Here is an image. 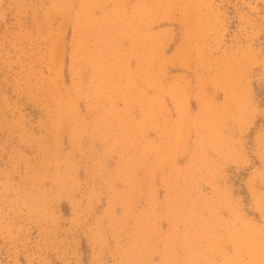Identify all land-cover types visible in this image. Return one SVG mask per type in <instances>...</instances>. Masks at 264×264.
Instances as JSON below:
<instances>
[{
  "label": "rangeland",
  "instance_id": "obj_1",
  "mask_svg": "<svg viewBox=\"0 0 264 264\" xmlns=\"http://www.w3.org/2000/svg\"><path fill=\"white\" fill-rule=\"evenodd\" d=\"M0 264H264V0H0Z\"/></svg>",
  "mask_w": 264,
  "mask_h": 264
}]
</instances>
